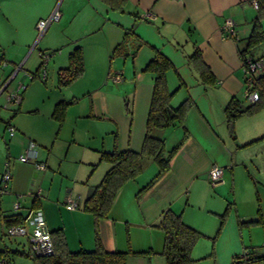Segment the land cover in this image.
Instances as JSON below:
<instances>
[{
    "label": "crops",
    "instance_id": "0c3cea01",
    "mask_svg": "<svg viewBox=\"0 0 264 264\" xmlns=\"http://www.w3.org/2000/svg\"><path fill=\"white\" fill-rule=\"evenodd\" d=\"M55 4L0 0V56L8 61L0 67V84L15 65L19 69L13 79L21 69L26 75L25 65L36 73L47 64L56 81L76 46L84 62L83 73L57 86L47 101H33L35 96L22 90L20 103L6 118L0 115V175L5 164L11 171L6 191L0 192V248L6 238L3 217L25 218L39 208L48 229H62L72 251L94 248L96 224L105 250L149 251L130 254L126 264H165V234L156 224L171 209L200 238L214 239L213 245L203 247L197 241L187 264L208 257L214 264H226L247 250L252 257L264 256V105L240 115L232 129L224 112L232 98L250 104L244 97L239 48L252 30L256 0H125L121 10L102 0H61L59 20L38 36L37 21L48 17ZM226 18L234 22L233 33L222 30ZM260 22L264 29V16ZM196 50L208 69L204 77L189 58ZM45 51L53 54L44 63ZM156 51L173 66L166 73L168 89L174 91L171 107L190 102L182 126L153 130L165 150L177 149L167 170L137 196L158 171L154 160L145 158L140 174L121 186L107 215L95 223L83 203L110 167L101 153L141 148L153 85V74L143 67ZM251 54L264 58V42ZM114 69L121 78L109 85ZM9 85L0 93L2 109L11 108L2 104L18 87L8 91ZM60 102H69L61 120L53 115ZM8 123L15 132L5 138ZM29 140L37 144L44 169L18 159ZM212 165L222 168L215 185L208 179ZM252 194L261 201L258 210H251V203L242 210L240 202ZM68 199L75 201V208H66ZM15 200L18 209L13 208Z\"/></svg>",
    "mask_w": 264,
    "mask_h": 264
},
{
    "label": "trees",
    "instance_id": "16d2710c",
    "mask_svg": "<svg viewBox=\"0 0 264 264\" xmlns=\"http://www.w3.org/2000/svg\"><path fill=\"white\" fill-rule=\"evenodd\" d=\"M112 9L121 10L125 0H102ZM257 14L253 21L252 30L246 41L239 48L241 59L252 56V50L264 42V29L261 26V17L264 16V0H256ZM1 57V56H0ZM192 66L202 74L208 72L207 67L200 59V54L196 50L190 57ZM172 63L162 53L156 51L154 56L147 61L143 71L153 74V85L150 102L146 117L145 133L140 150L114 149L109 152H102L101 159L110 163L109 169L104 174L102 180L95 186L93 192L88 196L83 208L93 214L95 223L100 217H104L109 212L118 190L127 181L134 179L143 169L144 159L151 158L157 165L156 175L145 183L137 192L139 196L146 190L161 173L167 170L169 160L176 151L174 146L169 150L164 149V141L153 134L156 128H164L170 125H183L184 118L188 112L190 102L184 100L175 108L171 107L170 100L174 91L168 89L166 73L171 69ZM84 71L82 49L76 46L68 55V65L57 71L58 85H67L69 82L79 77ZM254 89L259 94V99L244 106L238 99L232 98L224 108L226 121L230 129L233 122L242 114H252L259 107L264 105V71H262L254 82ZM69 102H60L54 109V117L61 120L64 110ZM24 217L15 214L3 217L4 224L23 223ZM164 231L165 239L162 254L165 264H187L192 261L191 251L198 239L200 232L187 225L180 214L174 213L171 209L162 212L156 224ZM53 242V253L50 255H36L29 251L28 256L33 264H126L130 254L142 255L149 251H132L129 247L124 251H107L103 248L97 231L94 226V248L90 250L72 251L68 248L62 229L58 228L50 231ZM5 235V233H4ZM6 236V235H5ZM7 237V236H6ZM16 238V237H7ZM20 238V236H18ZM24 238V237H23ZM25 239V238H24ZM26 241V239H25ZM27 243V241H26ZM5 253L9 258L10 250L7 246L0 248V254ZM245 257L246 264L249 260H262L264 256L252 257L249 250L240 255L238 262ZM10 259V258H9ZM10 263L11 259H10ZM237 261L231 263L236 264Z\"/></svg>",
    "mask_w": 264,
    "mask_h": 264
},
{
    "label": "built area",
    "instance_id": "2783aa9c",
    "mask_svg": "<svg viewBox=\"0 0 264 264\" xmlns=\"http://www.w3.org/2000/svg\"><path fill=\"white\" fill-rule=\"evenodd\" d=\"M61 0H56L55 7L51 11L48 17L39 19L36 23V29L38 31V36H41L48 26L60 18L59 5ZM222 30L224 32L233 33L234 32V22L231 18H226L222 24ZM47 58L46 54H43V62L45 63ZM8 61L5 57H0V67L7 65ZM242 69L244 73V97L249 102H254L259 99V94L254 89V82L258 75L264 70V58L262 57H251L248 56L244 60L241 59ZM19 69V65H15L13 72L8 75L0 84V93L6 89L10 80L15 76V73ZM31 74V78H32ZM45 76V69H43L42 77ZM119 76H115L114 80H118ZM24 89L23 83H18L17 90L8 93L5 102L2 106L4 108H9L16 106L21 101V91ZM9 135L14 134L15 127L8 123L6 126ZM18 159L22 162L32 161L37 169H44L45 164L38 160V148L37 144L33 140H29L24 151L19 154ZM11 177V171L8 164H5L4 170L0 175V192H5L8 186V182ZM222 168L218 165H212L208 170V179L211 185H215L221 180ZM66 208L73 209L76 207L75 201L68 199ZM13 208H20V202L15 200L13 202ZM5 235L7 237H24L27 241L28 249L33 254L38 255H50L53 253L54 247L51 238L50 230L46 225V221L43 212L39 208L31 209L29 214L25 217L23 223L18 224H8L5 227ZM243 260L236 264H246L245 257ZM264 261V259H262ZM0 264H11L10 259L7 254H0Z\"/></svg>",
    "mask_w": 264,
    "mask_h": 264
},
{
    "label": "rangeland",
    "instance_id": "374dc122",
    "mask_svg": "<svg viewBox=\"0 0 264 264\" xmlns=\"http://www.w3.org/2000/svg\"><path fill=\"white\" fill-rule=\"evenodd\" d=\"M37 36V35H36ZM45 54H47L48 58L50 59V55L51 52L50 51H45ZM56 53V52H55ZM27 65L24 66L25 69L29 70L27 71L26 75H23V70L21 69L20 72L16 75V77L13 79V81L10 83L9 87H8V91L12 90L14 88V86L16 87V85L18 83H23L24 86V91L26 92H31L34 97L33 101H35L36 99H44L47 101L48 96L53 95L54 92L57 90V86L58 87H62L58 85V81H57V74H56V81L55 79L53 80L51 72L49 67H47V64H44V66L40 67V70L38 72H34V69H31L32 67H30V69L26 68ZM43 69H45V76L42 77V73H43ZM118 69H114L112 72H110L109 78H108V83L109 85H112V82H116L119 81L121 78V75H119L118 73ZM31 74L33 75L32 78L30 77ZM118 74V75H117ZM115 76H119L118 80H114ZM13 91V90H12ZM3 101V96L0 98V103ZM82 103V102H80ZM78 104L77 106H72L75 107L76 109L79 107ZM13 108V106L10 109H2L0 108V115L4 118H6V116H8L10 114V110ZM0 116V117H1ZM70 123V121H68ZM2 129V124L0 125V131ZM3 133V132H1ZM4 137L7 138L8 137V133L5 132L4 133ZM167 150V149H166ZM262 152H264V148L261 149ZM262 191V189L260 190ZM243 192L242 195L243 196ZM243 199V197H242ZM251 203V210L253 209L254 211H256V209L258 210L259 206H260V199L257 198V196L252 194L251 198H249V200L245 202H240V208H242V210H245L247 207V204ZM5 242V246H7V248L10 250V254H9V258L11 259L12 264H33L32 260L30 259V257L28 256V245L25 241V239L23 237H16V238H5L4 240ZM198 242L200 243V247H203L202 244L204 243H209L210 246L213 245L214 243V239H202L200 238L198 240ZM241 254V252H240ZM240 256V255H238ZM235 261H238V257H234V261H233V257L230 258V261L227 262L226 264H231ZM256 264H264L262 263V260H257L255 262ZM200 264H214L213 261V257H208L205 261L203 259H201Z\"/></svg>",
    "mask_w": 264,
    "mask_h": 264
},
{
    "label": "water",
    "instance_id": "95a60500",
    "mask_svg": "<svg viewBox=\"0 0 264 264\" xmlns=\"http://www.w3.org/2000/svg\"><path fill=\"white\" fill-rule=\"evenodd\" d=\"M12 79H13V78H12ZM12 79H11V80H12ZM11 80H10V81H11ZM9 83H10V82H9ZM8 85H9V84H8Z\"/></svg>",
    "mask_w": 264,
    "mask_h": 264
}]
</instances>
